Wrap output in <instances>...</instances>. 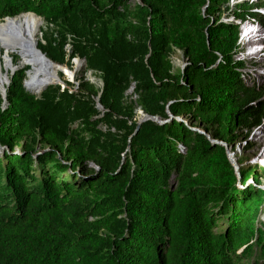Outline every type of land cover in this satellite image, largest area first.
<instances>
[{
  "label": "trees",
  "instance_id": "1",
  "mask_svg": "<svg viewBox=\"0 0 264 264\" xmlns=\"http://www.w3.org/2000/svg\"><path fill=\"white\" fill-rule=\"evenodd\" d=\"M260 5L0 0V20L41 17L51 26L38 48L59 64L83 58L82 74L102 83L81 74L76 89L67 81L37 95L23 66L5 107L0 90V264H243L251 255L264 264V167L237 160L238 177L225 147L193 129L232 151L238 128L264 116L236 58L241 23H264ZM137 108L172 118L135 131Z\"/></svg>",
  "mask_w": 264,
  "mask_h": 264
},
{
  "label": "rangeland",
  "instance_id": "2",
  "mask_svg": "<svg viewBox=\"0 0 264 264\" xmlns=\"http://www.w3.org/2000/svg\"><path fill=\"white\" fill-rule=\"evenodd\" d=\"M239 0H231V4L236 3ZM251 1V0H249ZM255 2H258L259 4H262L264 0H254ZM131 3L134 2V0H130ZM261 7L258 8V11L262 14V17L264 18V5H260ZM38 18L41 20V24L39 26V29L36 33V43H38L40 40H42V31L47 29V26H51L50 24H47L41 17L38 16ZM232 16L229 15L228 19H231ZM226 19L225 16H223L222 20L224 21ZM4 21V18L0 20ZM249 27V30H254L252 32V36L250 37V43L247 42V36H245V32L243 34L242 28L243 27ZM257 30V31H256ZM255 32V33H254ZM253 40V43H252ZM238 43L239 48L238 52L236 54V58L241 60L243 63V67L241 69L242 72V80L243 83L247 86H258L259 92L261 94V98L259 100L264 101V23L262 21L258 22L255 19L253 20H246L239 26V37H238ZM65 52L66 57L65 59H68V46H65ZM13 58H16V61L13 62ZM19 55L17 53H14L12 51H5L0 46V82L4 84V77L2 76L5 72L8 76L7 78H10V66L13 64L15 66V70L18 68H21L23 66L18 65L19 62ZM171 61L174 65V67L181 66L183 67V55L182 52L178 49H174V51L171 54ZM54 62V61H53ZM71 64L68 66V64H59L57 62H54L58 65H60L61 69H55L52 71L51 68L48 69V75L52 74L51 77L48 76V78H53V81L49 82V85L51 84H58L62 89L66 87V82H71L73 84L72 89H76L78 86L77 77H79L82 74L83 68H84V62H82V58L80 57H74L70 60ZM79 64V65H78ZM28 66V65H25ZM29 67V66H28ZM46 68L45 66H43ZM14 70V71H15ZM28 71V69H27ZM72 72L70 78L66 76V72ZM55 75V76H54ZM83 75V78L88 80L89 82L95 84L96 86H101V81L98 78H95L92 76L89 72H86ZM90 76V77H89ZM26 78V77H25ZM25 82V81H24ZM26 86V85H25ZM71 87V86H68ZM29 90L28 88H26ZM133 89L132 87L128 88L126 91L127 96L130 99H134V95L132 93ZM31 92V91H30ZM38 93L37 95H39ZM97 101V98H95ZM3 107L6 106L5 104L2 105ZM143 112L137 108L136 109V116L135 120L138 122L140 117L142 116ZM76 126V123L73 124V127ZM99 129H101L103 132H106L107 128L103 124H98L97 126ZM197 129V128H196ZM201 130V129H199ZM111 132H115V128L110 129ZM238 134L236 137V144L234 149L229 153L231 158L237 162V160L240 161V164L244 167H253L255 165H259L264 167V154L260 155V153L264 152V116L260 119L259 123L256 125H253L249 128H238L237 130ZM18 151V150H17ZM40 152V151H39ZM37 152V153H39ZM124 153H122V159L124 160ZM90 167L95 168L96 166L94 164H90ZM238 177H240L239 174H237ZM250 184H254V181L250 179L248 181ZM264 189V185L262 186ZM219 226L216 227L217 230H220L224 225V220H220L218 222ZM257 226H261L264 231V202L261 208V211L258 215L257 219ZM254 259L253 255L251 256H245L241 261L244 262L243 264H252V260Z\"/></svg>",
  "mask_w": 264,
  "mask_h": 264
},
{
  "label": "bare ground",
  "instance_id": "3",
  "mask_svg": "<svg viewBox=\"0 0 264 264\" xmlns=\"http://www.w3.org/2000/svg\"><path fill=\"white\" fill-rule=\"evenodd\" d=\"M40 24L41 20L31 13H21L13 18L0 22V46L5 51H12L19 55L20 58L18 65L29 66L24 83L29 91L34 94L40 93L47 85H49V82L53 81V78H48V76L51 77L52 75H48V69L51 68L52 71L56 69L54 65L43 61L35 54L36 33ZM253 31V29L249 30V27L247 26L242 28V32L243 34L245 32L249 44H251L250 37L253 35ZM13 68L14 65L12 64L9 72ZM71 74L72 72H66V76L69 78ZM2 76L4 77L3 80L6 81L8 76L5 72ZM0 86L2 88L5 87L1 84ZM263 154L264 152L260 153V155Z\"/></svg>",
  "mask_w": 264,
  "mask_h": 264
},
{
  "label": "water",
  "instance_id": "4",
  "mask_svg": "<svg viewBox=\"0 0 264 264\" xmlns=\"http://www.w3.org/2000/svg\"><path fill=\"white\" fill-rule=\"evenodd\" d=\"M25 13H31V14L35 15V14L32 13V12H25ZM35 16L38 17L37 15H35ZM13 17H15V16H13ZM13 17L6 16V17H4V20H6V19H10V18H13ZM35 54L38 55L43 61H45V62H47V63H49V64L54 65L57 69H61L60 65L54 63L51 59H49V58L46 56V54H45L44 52L41 51V49L38 48L36 42H35ZM82 62H85V60H84L83 58H82ZM14 70H15V66H14V68L10 71V76L13 74ZM26 74H27V70H26ZM8 84H9V78H6V81H5V87L2 88V87L0 86V90H1V93H2V97H3V104H5V98H6V97H5V90H6V87H7ZM23 84H24V86H25V83H24V82H23ZM25 87H26V86H25ZM26 88H27V87H26ZM97 107H98V108H101V105L99 104L98 101H97ZM168 115H169V119L161 120V119H160L159 117H157V116L150 115V114H147V113H143L142 116L140 117V119H139L138 122H137V125H136V128H135V131H137L138 128H139V126H140V124H141L143 121L147 120V119L153 120V121L158 122V123H164V122H167L168 120H170V119L172 118V114H171V113L168 112ZM177 118H178V119H181L180 117H177ZM193 129L196 130V131H198V132H200V133L205 134L206 137L210 140V142H211L212 144H221V145H223V146L225 147V150H226V153H227V157H228L230 163L233 165V167H234L236 173L239 174V172H238V164H237V162H235V161L231 158V156H230V154H229V153L231 152L229 146H227L224 142H222V141H220V140H216V139L211 138V137H210L207 133H205L203 130H199V129H196V128H193ZM135 131H134V132H135ZM0 149H3V147L0 146Z\"/></svg>",
  "mask_w": 264,
  "mask_h": 264
},
{
  "label": "built area",
  "instance_id": "5",
  "mask_svg": "<svg viewBox=\"0 0 264 264\" xmlns=\"http://www.w3.org/2000/svg\"><path fill=\"white\" fill-rule=\"evenodd\" d=\"M135 1V0H134Z\"/></svg>",
  "mask_w": 264,
  "mask_h": 264
}]
</instances>
